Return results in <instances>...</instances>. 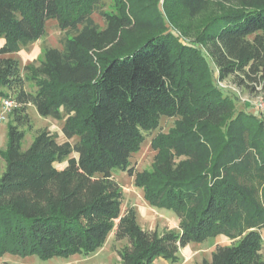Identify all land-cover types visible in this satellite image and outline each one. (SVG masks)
<instances>
[{
	"label": "trees",
	"instance_id": "obj_1",
	"mask_svg": "<svg viewBox=\"0 0 264 264\" xmlns=\"http://www.w3.org/2000/svg\"><path fill=\"white\" fill-rule=\"evenodd\" d=\"M116 1L107 12L103 0H0V98L16 103L1 152L0 257L89 255L114 231L126 244L113 264L180 262L179 248L219 235L230 243L198 264H264V117L218 84L264 92V0H163V12L159 0ZM211 6L221 8L198 33L202 48L176 36L171 7L194 18ZM51 19L62 48L20 66L10 55ZM28 104L63 120L75 143L42 129L23 148ZM161 117L173 125L152 138L151 168L134 173L147 204L178 219L158 231L142 228L132 207L121 213L112 174H132L130 157Z\"/></svg>",
	"mask_w": 264,
	"mask_h": 264
},
{
	"label": "rangeland",
	"instance_id": "obj_2",
	"mask_svg": "<svg viewBox=\"0 0 264 264\" xmlns=\"http://www.w3.org/2000/svg\"><path fill=\"white\" fill-rule=\"evenodd\" d=\"M152 2V1H151ZM148 4L150 2L147 1ZM163 0L157 2V8L163 12L162 8ZM117 1L116 0H103V11H115ZM220 6H211L209 10L200 14L197 17L189 18L187 13L182 11L178 7H171V14L169 13V19L172 17L174 27L172 28L176 36L185 42H194L199 48L202 45L197 43L196 38L198 33L205 26L206 22L210 20L213 15L220 11ZM166 16V12L164 13ZM92 18L101 28L105 26L104 19L99 13H93ZM64 37V31L58 26L56 20H48L45 25V34L39 40L29 44L22 48L20 51L11 54L10 56L16 58L20 66H24L40 60L43 58L44 49L47 47L62 48V39ZM216 73V70H214ZM218 84L225 89V92L235 97L238 108H243L245 100L250 101V109L256 113L263 107L264 92H261V87H257L253 90L250 87H240L230 78L218 81ZM26 89L33 91V85L26 83ZM0 98V104H1ZM16 106V105H15ZM14 106V107H15ZM13 107V108H14ZM6 114L4 120L0 121V172L4 170L5 163L2 159L1 152L6 147L7 142V126L12 122V110ZM264 108V107H263ZM26 112L29 116L30 126H23L21 129L25 132V137L22 141V147L26 148L33 140L38 131L45 129L55 134L58 142L69 141L74 144L77 137L67 139L62 132L63 120H56L50 117H41L37 114L36 109L28 104L26 106ZM262 115V114H261ZM264 117V115H262ZM174 118L161 117L159 121V127L149 133H145L144 140L139 149L130 157V167L132 168V174L127 171L115 170L113 172L114 179L118 182L123 193V199L121 204V213L132 207L136 210L137 220L142 228L147 230L161 231L163 228H177L178 219L174 213L166 209H156L150 207L143 198V192L140 188L134 184V173L141 172L143 170H149L151 168L155 150L151 146L152 138L159 132L166 133L173 125ZM71 156H75V153H71ZM65 163L56 164V167L62 168ZM262 236V255L264 257V229H261ZM230 240L219 235L215 238H208L202 243L191 242L184 247L179 248V256L182 260L180 262H172L162 257H155L152 264H198L203 259H209L211 252L218 245H227ZM126 244L125 240L115 241L114 231L110 233L105 244L101 249L95 253L89 255L73 254L68 257H51L48 259H41L37 255L18 256L5 254L0 257V264H113L118 259L117 250Z\"/></svg>",
	"mask_w": 264,
	"mask_h": 264
},
{
	"label": "built area",
	"instance_id": "obj_3",
	"mask_svg": "<svg viewBox=\"0 0 264 264\" xmlns=\"http://www.w3.org/2000/svg\"><path fill=\"white\" fill-rule=\"evenodd\" d=\"M264 99V95H263ZM264 103V102H263ZM16 105L14 99L12 97H4L1 99L0 104V121L4 120L6 117V114L11 111V109ZM264 107V105H262ZM258 107L260 109L259 112H261L262 115H264V108Z\"/></svg>",
	"mask_w": 264,
	"mask_h": 264
},
{
	"label": "crops",
	"instance_id": "obj_4",
	"mask_svg": "<svg viewBox=\"0 0 264 264\" xmlns=\"http://www.w3.org/2000/svg\"><path fill=\"white\" fill-rule=\"evenodd\" d=\"M3 42H4V41H3L2 39H0V46L3 44Z\"/></svg>",
	"mask_w": 264,
	"mask_h": 264
}]
</instances>
